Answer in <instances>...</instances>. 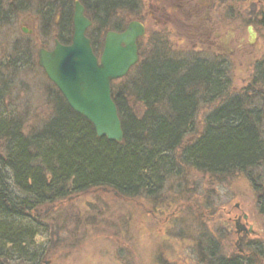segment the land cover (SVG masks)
<instances>
[{
    "label": "rangeland",
    "instance_id": "374dc122",
    "mask_svg": "<svg viewBox=\"0 0 264 264\" xmlns=\"http://www.w3.org/2000/svg\"><path fill=\"white\" fill-rule=\"evenodd\" d=\"M43 5L40 0H0V102L9 118L24 123L26 133L52 116L50 95L55 87L37 65L38 50H51L54 38L64 36L59 18L49 17ZM111 21L124 29L126 9ZM145 26L148 45L140 52V60L154 51L178 62L200 61L220 73L219 91L224 94L213 104L201 102L186 141L202 131L205 117L226 96L243 95L244 89L250 93L253 81L264 76L263 26L252 43L246 30L250 25L244 23L221 25L218 41L210 43L190 27L175 31L168 24ZM104 35L102 31L101 40ZM130 72L115 81L114 88L127 86L134 76ZM130 104L134 108L133 100ZM254 108L259 111L261 104ZM260 133L264 139L263 118ZM251 177L252 181L235 173L215 178L182 167L173 169L153 195L129 198L107 188L72 194L37 209L35 217L41 227L29 252L38 259L5 263L212 264L216 258L239 256L228 217L244 213L255 236L243 239L241 249L250 259L248 264H264V214L260 211L264 163L251 171Z\"/></svg>",
    "mask_w": 264,
    "mask_h": 264
},
{
    "label": "trees",
    "instance_id": "16d2710c",
    "mask_svg": "<svg viewBox=\"0 0 264 264\" xmlns=\"http://www.w3.org/2000/svg\"><path fill=\"white\" fill-rule=\"evenodd\" d=\"M40 1L49 17L59 18L61 44L70 43L76 1L92 23L86 36L95 55L102 50V31L123 30L111 17L125 9L127 0ZM199 62H178L152 51L130 70L134 76L127 86L112 83L120 143L98 138L56 89L50 95L52 116L27 133L0 102V264L35 262L38 256L29 249L40 232L37 209L72 194L107 188L129 198L153 195L173 169L182 167L215 178L239 173L253 180L251 171L264 163V76L253 81L250 93L244 89L243 95L226 96L205 117L202 131L186 141L201 102L213 104L224 94L220 73ZM260 207L264 214V204ZM212 264L239 263L216 258Z\"/></svg>",
    "mask_w": 264,
    "mask_h": 264
},
{
    "label": "water",
    "instance_id": "95a60500",
    "mask_svg": "<svg viewBox=\"0 0 264 264\" xmlns=\"http://www.w3.org/2000/svg\"><path fill=\"white\" fill-rule=\"evenodd\" d=\"M91 25L83 6L76 1L70 43L62 45L55 40L53 49H39L37 65L68 107L92 125L98 138L120 143L123 131L110 85L137 64V40L144 28L131 22L122 32H107L101 54L96 57L86 36ZM249 33L253 37L251 28ZM235 230L237 234L241 232L237 224Z\"/></svg>",
    "mask_w": 264,
    "mask_h": 264
},
{
    "label": "flooded vegetation",
    "instance_id": "af4514ba",
    "mask_svg": "<svg viewBox=\"0 0 264 264\" xmlns=\"http://www.w3.org/2000/svg\"><path fill=\"white\" fill-rule=\"evenodd\" d=\"M130 1L133 3L132 8L128 7ZM126 5V26L131 22H135L144 28V34L137 40L138 60L142 57L140 52L146 51L148 45L145 25L151 22L168 24L171 27L173 26L172 29L174 28L175 31L184 30L187 27L193 28L198 32V36L204 37L209 43L213 39L218 41L219 27L226 23L250 25L246 28L250 43L257 38L259 29H262V26L264 27V0H127ZM249 28L253 32V37L249 33ZM23 30L26 29L21 28L22 32ZM25 33H30V31ZM55 40L57 38H54L53 43ZM185 50H187V47ZM146 58H148V55ZM235 209L238 210L237 205ZM228 218L229 221L233 222L236 236L235 247L239 256L223 259H234L239 264H242L244 259L243 264H248L250 259L245 257L241 244L243 239L255 236L252 223L249 222L247 215L244 213L231 217L229 215ZM236 224L241 228L239 234L235 230ZM209 255L214 256V251L210 250Z\"/></svg>",
    "mask_w": 264,
    "mask_h": 264
}]
</instances>
